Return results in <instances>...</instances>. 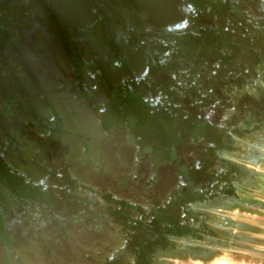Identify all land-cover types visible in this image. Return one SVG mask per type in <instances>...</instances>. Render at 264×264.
Segmentation results:
<instances>
[{
    "label": "flooded vegetation",
    "instance_id": "flooded-vegetation-1",
    "mask_svg": "<svg viewBox=\"0 0 264 264\" xmlns=\"http://www.w3.org/2000/svg\"><path fill=\"white\" fill-rule=\"evenodd\" d=\"M257 161L264 0H0V264H205Z\"/></svg>",
    "mask_w": 264,
    "mask_h": 264
},
{
    "label": "rangeland",
    "instance_id": "rangeland-1",
    "mask_svg": "<svg viewBox=\"0 0 264 264\" xmlns=\"http://www.w3.org/2000/svg\"><path fill=\"white\" fill-rule=\"evenodd\" d=\"M255 166L264 170L262 161ZM244 199L253 202L254 207L230 205L235 211L230 214V224L222 229L220 243L207 242L203 249H187L183 259L189 262L203 257L205 264H264V192L245 195Z\"/></svg>",
    "mask_w": 264,
    "mask_h": 264
}]
</instances>
